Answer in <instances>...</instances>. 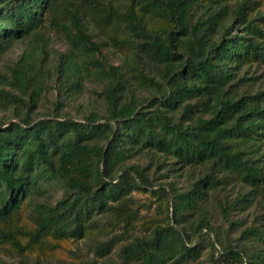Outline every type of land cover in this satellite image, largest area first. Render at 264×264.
I'll return each instance as SVG.
<instances>
[{
	"label": "trees",
	"instance_id": "trees-1",
	"mask_svg": "<svg viewBox=\"0 0 264 264\" xmlns=\"http://www.w3.org/2000/svg\"><path fill=\"white\" fill-rule=\"evenodd\" d=\"M224 1L129 0L121 10L112 3L85 0L96 4L92 7L95 27L127 34L119 40L105 31L115 48L132 46L139 56L165 68L163 91L162 83L134 68L138 84L162 91L147 107L126 99L121 69L109 67L106 73L113 80L105 94L107 115L92 113L83 122L56 116L34 120L31 113L43 91L42 70L26 57L21 59L12 76L19 93L0 90L8 103L29 107L25 115L0 126V223L7 224L0 230L2 241L27 256L30 247L41 245L47 237L80 238L96 227V216L112 211L119 216V204L124 205L132 189L153 187L144 169L125 164L135 152L147 150L171 156L184 168L206 167L208 173L185 192L172 189L173 217L167 225L156 226L149 237H136L124 247L127 264L186 262L200 255L194 243L200 234L208 237L226 264H264L260 247L226 245L208 215L210 199H217L218 189L229 180L252 191L234 202L217 199L227 221L232 208L252 204L264 190V93L248 95L234 86L236 66L264 61V30L248 19L247 7L241 5L236 22L245 30L232 37L231 30L223 27V12L218 11ZM68 2L0 0V49L7 42L39 34L47 19L64 11L74 39L99 52L100 46L86 31V13L80 6L71 10ZM196 10L202 16L194 23ZM152 13L169 26L151 28ZM219 26L224 34L213 41L210 33ZM62 28L71 32L67 24ZM75 69L80 73V68ZM62 74L78 85L79 78L70 79L71 72ZM177 111H182L179 119L174 116ZM58 190L63 195L54 203L50 194ZM23 205L30 210L33 230L18 222ZM196 212L201 218L188 231L182 224L188 213ZM247 234L264 241L260 229H247Z\"/></svg>",
	"mask_w": 264,
	"mask_h": 264
},
{
	"label": "rangeland",
	"instance_id": "rangeland-1",
	"mask_svg": "<svg viewBox=\"0 0 264 264\" xmlns=\"http://www.w3.org/2000/svg\"><path fill=\"white\" fill-rule=\"evenodd\" d=\"M71 10L80 6L86 13L84 25L88 34L92 35L94 43L100 46L99 52L82 47L74 39V28L69 16L64 11L47 19L41 32L21 40L5 43L0 49V90L18 94L13 85V71L21 59L41 67L40 78L44 81L42 93L39 97L34 112V120L56 116L83 122L84 118L92 113L108 114L106 91L109 82L113 80L106 73L109 67H119L122 78L121 85L126 88L127 100L134 99L140 107H147L154 97H160L165 87V68L156 65L147 58L139 56L132 46H119L115 48L108 36H116L119 40L126 38L127 34L108 28L99 30L92 23V7L96 4L85 3V0H68ZM101 5L112 3L119 9L125 10L129 0H99ZM241 5L247 7L248 19L264 30V0H225L218 8L223 12L222 21L224 29H230L232 37L241 36L244 26L238 21L237 9ZM94 16V15H93ZM202 16L201 10L194 12V23ZM151 28L161 30L169 23L161 16L152 13L148 16ZM67 24L70 31L62 28ZM223 27H216L211 33L213 41H219L223 34ZM73 32V33H72ZM264 49V39L261 40ZM71 67L68 69V67ZM76 66L80 73L76 72ZM137 68L162 83V91L156 88L138 84L133 71ZM79 78L78 85L68 81ZM234 86L248 95L264 93V61L253 60L235 68ZM32 91V90H31ZM31 93V92H30ZM29 101V97H24ZM4 95H0V126L16 120L17 115H25L29 107H19L17 103L10 104ZM205 115L202 112H197ZM182 111L175 112V119H179ZM105 122V121H102ZM186 125L189 122H185ZM264 149V146H263ZM127 167L137 166L145 170L153 187L146 190L132 189L124 199V205L119 204V216L114 211L100 214L95 217L97 225L88 230L83 237H70L55 239L47 237L41 245L30 247L22 256L7 242L0 239V264H127L123 257V249L132 243L136 237H149L158 225H167L169 217H173V192L176 189L185 192L195 182L204 178L208 173L206 167L184 168L171 156H165L152 151H139L125 163ZM125 165V166H126ZM168 192L169 198L166 197ZM242 183L229 180L220 186L217 199L234 202L238 197L251 193ZM51 200L56 203L63 192L52 191ZM251 198V197H250ZM217 199H210L208 215L211 216L212 225L220 234L226 245L260 247L264 255V241H256L247 234V229L257 228L264 233V190L255 196L252 204L239 203L230 212V221H227L219 206ZM219 204V203H218ZM19 224L26 230L35 229L31 220L28 206H22ZM201 218L200 213H188L182 226L190 231L191 226ZM7 224L0 223V230ZM27 243L28 240L24 239ZM194 243L200 248V255L180 264H226L220 258V252L210 243L208 237L200 234L194 238ZM217 249H221L217 245ZM165 264H175L168 260Z\"/></svg>",
	"mask_w": 264,
	"mask_h": 264
}]
</instances>
